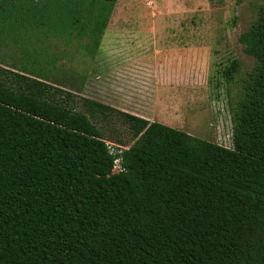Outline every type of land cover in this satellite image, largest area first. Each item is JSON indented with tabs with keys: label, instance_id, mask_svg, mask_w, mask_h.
Masks as SVG:
<instances>
[{
	"label": "trees",
	"instance_id": "trees-1",
	"mask_svg": "<svg viewBox=\"0 0 264 264\" xmlns=\"http://www.w3.org/2000/svg\"><path fill=\"white\" fill-rule=\"evenodd\" d=\"M239 41L232 148L0 68V264H264V3Z\"/></svg>",
	"mask_w": 264,
	"mask_h": 264
},
{
	"label": "rangeland",
	"instance_id": "rangeland-1",
	"mask_svg": "<svg viewBox=\"0 0 264 264\" xmlns=\"http://www.w3.org/2000/svg\"><path fill=\"white\" fill-rule=\"evenodd\" d=\"M262 3L117 0L109 14L107 0H1L0 65L232 148L233 109L256 66L239 36ZM105 134L113 151L133 144L118 119Z\"/></svg>",
	"mask_w": 264,
	"mask_h": 264
},
{
	"label": "crops",
	"instance_id": "crops-1",
	"mask_svg": "<svg viewBox=\"0 0 264 264\" xmlns=\"http://www.w3.org/2000/svg\"><path fill=\"white\" fill-rule=\"evenodd\" d=\"M1 67H3V68H6V69H10V70H13L14 68L13 67H10V66H6V65H0ZM67 68V67H66ZM71 68V67H70ZM63 69H65L64 67H63ZM66 70V69H65ZM24 74H27V73H24ZM59 74H61V73H50V74H47V75H59ZM62 74H64V75H79L78 73H62ZM30 75V74H29Z\"/></svg>",
	"mask_w": 264,
	"mask_h": 264
},
{
	"label": "built area",
	"instance_id": "built-area-1",
	"mask_svg": "<svg viewBox=\"0 0 264 264\" xmlns=\"http://www.w3.org/2000/svg\"><path fill=\"white\" fill-rule=\"evenodd\" d=\"M116 167H118L117 169L120 170V169H119V165H117Z\"/></svg>",
	"mask_w": 264,
	"mask_h": 264
}]
</instances>
